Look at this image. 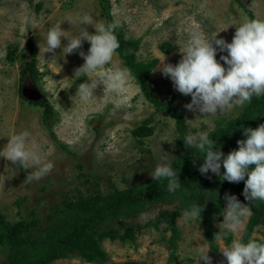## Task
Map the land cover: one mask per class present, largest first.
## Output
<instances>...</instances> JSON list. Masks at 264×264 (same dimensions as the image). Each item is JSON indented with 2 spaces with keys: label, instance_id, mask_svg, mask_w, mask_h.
Here are the masks:
<instances>
[{
  "label": "rangeland",
  "instance_id": "1",
  "mask_svg": "<svg viewBox=\"0 0 264 264\" xmlns=\"http://www.w3.org/2000/svg\"><path fill=\"white\" fill-rule=\"evenodd\" d=\"M107 1L113 21L118 22L128 39L139 42L137 59L144 62L158 59L151 73V87L160 100L174 98V104L182 109L188 134L209 133L216 120L234 118L242 111V107H234L205 118L199 111L187 110L184 105L191 102V96L177 92L170 78L161 74L163 65L158 66L162 53L163 64L175 66L180 61V50L193 30L203 32L205 39H211L219 31L216 39L231 43L236 27L246 18L252 19L236 0ZM239 1L249 5L253 18L264 20V0ZM84 15L91 16L93 24H82ZM101 22L106 25L98 0H0V152L13 135L26 131L29 133L26 146L31 149L35 142L42 162L54 165L42 179L28 181L27 176L36 171L37 166L29 162V168L24 169L0 157V212L12 223L37 219L44 225L53 206L62 205L78 192L90 195L95 192L96 184L103 194L115 188L128 189L150 178L164 154L177 155L174 144L178 132L174 120L165 112H155L142 97L133 78L122 93L110 92L98 84L89 102H82L76 94L81 83L93 79L83 75L75 77V70L84 63L79 53L82 51L86 55L90 44L83 41L80 49L66 55L63 47L67 40L85 29L95 34ZM57 23H61V31L65 32L61 47L44 53L47 32ZM29 40L35 49L39 87L36 88L41 90L43 101L54 113V119L48 123L42 120L44 107L20 97L21 88L32 85L28 79L20 78V65L32 57L27 45ZM9 54H13L14 60L10 61ZM221 55L226 56L227 52L217 49V62ZM116 68H125L117 54L105 66V69ZM149 117L152 121L148 127L153 128V133L140 143L132 130ZM176 206V201L154 205L137 219L129 220L126 224L133 229V243L103 240L100 247L107 255L106 262L204 264L199 258L204 252L212 261L197 218L186 221L182 212L176 219L179 237L173 259H170L172 251L168 245L170 233L163 226L158 229L146 226L158 213ZM225 208L226 205L216 215L214 224L218 232L220 264H227L221 252L223 248L230 246L233 240L242 242L248 221V217L242 218L238 233L227 232L222 225ZM122 233L124 229L120 230ZM227 236H230L228 243ZM250 240L264 243L260 227L255 228ZM2 251L0 249V264L3 263ZM52 264L88 263L67 258Z\"/></svg>",
  "mask_w": 264,
  "mask_h": 264
},
{
  "label": "trees",
  "instance_id": "2",
  "mask_svg": "<svg viewBox=\"0 0 264 264\" xmlns=\"http://www.w3.org/2000/svg\"><path fill=\"white\" fill-rule=\"evenodd\" d=\"M240 7L253 18L249 5H243L236 0ZM103 10L106 25L114 22L110 16V6L107 0H98ZM114 34L117 36L120 47L117 56L124 67L129 69L131 76L142 97L153 106L155 112H165L175 122L178 136L175 139L173 169L177 172L181 187L174 193L167 190V180H152V177L128 189H113L103 194L96 184V190L90 195L83 196L79 192L76 196L63 201L62 205H55L45 217L46 223L40 225L37 219L30 221L10 222L0 212V249L3 256L2 264H52L56 260L78 258L88 264H105L106 253L101 249V242L105 239L118 240L121 244L133 243L134 232L126 223L137 219L150 207L158 204H171L177 202L173 210H164L154 218L147 221L146 226L158 229L164 227L170 233L168 245L171 249L170 259L174 258L177 249L176 241L179 237L176 219L193 204L202 206L201 216L197 219L202 228L203 238L208 245L211 264H220L218 256V232L214 228L216 215L220 214L225 204V194L235 195L237 199L249 206L252 215L248 217L242 242L247 243L248 238L260 227L264 234V202L245 201L242 195L244 181L229 183L221 180L220 176L211 172L202 175L199 167L203 164V155L194 148L184 145V138L188 135V127L180 106L174 104V98L168 100L158 99L151 87V73L157 66L158 59L139 61L136 57L139 42L128 39L123 30L118 26ZM31 59L20 65V78L28 79L37 86V69L35 49L32 42L28 41ZM17 49L16 47L14 50ZM164 51H169L165 49ZM10 61L14 60L9 54ZM223 64L222 60H219ZM39 88V87H38ZM20 97L24 99L21 96ZM44 102V104H43ZM30 102L44 107L43 122L48 123L54 119L52 107L45 101ZM152 121L149 117L139 127L132 130L138 142L153 133V128L148 127ZM264 124V95L253 97L250 103L242 107V111L234 118H221L215 121L214 129L208 133L209 139L214 142L216 149L226 157L233 150H238L237 141L246 140L244 130H255ZM223 159V157H222ZM254 167V166H250ZM224 169L221 166L220 174ZM247 179V177H245ZM117 227V228H114ZM124 233L120 234V230ZM230 236H227L228 243ZM259 243L258 240H255ZM122 264H141L127 261Z\"/></svg>",
  "mask_w": 264,
  "mask_h": 264
},
{
  "label": "clouds",
  "instance_id": "3",
  "mask_svg": "<svg viewBox=\"0 0 264 264\" xmlns=\"http://www.w3.org/2000/svg\"><path fill=\"white\" fill-rule=\"evenodd\" d=\"M80 22L91 25L94 21L91 16L84 15ZM60 25L61 23H57L48 30L44 53L61 47V38L65 32L61 31ZM118 26V22L107 25L101 22L96 26L95 34H89L85 29L67 40V45L63 47L66 55L80 49L83 41L90 44L86 55L82 51L79 53L84 63L75 70V77H93L91 82L78 86L76 94L82 102H89L93 98V89L98 84H102L110 92L122 93L126 90L128 81L132 79L127 68L105 69L120 47L114 34ZM218 32L211 39H205L203 32L191 31L183 50H180V61L175 66L163 64L165 57L162 53V60L158 65H163L160 68L161 74L170 78L177 92L191 96V102L184 107L189 111H199L205 118L215 116L218 112L230 111L234 107H243L250 103L254 96L258 98L264 95V20L246 18L236 27L231 43L216 39ZM217 49L227 52L226 56H220L227 68L217 62ZM244 135L247 139L238 140V150L229 152L226 157L218 149L214 150V142L209 139L207 132L188 134L183 141L185 147L194 148L204 154L203 164L199 167L202 175L211 172L229 183L244 181L242 195L245 201L264 202V124H260L255 130L246 128ZM28 136L26 131L13 135L0 152V157L24 169H28L31 162L37 166V170L31 171L26 180L38 181L46 176L54 165L51 162H42L37 154L38 145L35 142L31 149L26 146ZM174 159L164 154L151 174L152 180H167L169 193H174L181 187L177 172L172 167ZM221 166L224 169L222 176ZM225 204L222 225L227 232L238 233L242 228V218L252 215L251 208L242 204L235 195L225 194ZM202 210V206L193 204L182 213V218L186 221L198 218ZM221 252L227 264H264V243L255 240L247 243L233 240L231 245L225 246ZM199 258L204 264H211L206 252Z\"/></svg>",
  "mask_w": 264,
  "mask_h": 264
},
{
  "label": "water",
  "instance_id": "4",
  "mask_svg": "<svg viewBox=\"0 0 264 264\" xmlns=\"http://www.w3.org/2000/svg\"><path fill=\"white\" fill-rule=\"evenodd\" d=\"M21 96L28 102H42V93L33 85L24 86L20 90ZM105 264H110L106 262Z\"/></svg>",
  "mask_w": 264,
  "mask_h": 264
},
{
  "label": "flooded vegetation",
  "instance_id": "5",
  "mask_svg": "<svg viewBox=\"0 0 264 264\" xmlns=\"http://www.w3.org/2000/svg\"><path fill=\"white\" fill-rule=\"evenodd\" d=\"M39 90V89H38ZM41 92V90H39ZM42 93V92H41Z\"/></svg>",
  "mask_w": 264,
  "mask_h": 264
}]
</instances>
